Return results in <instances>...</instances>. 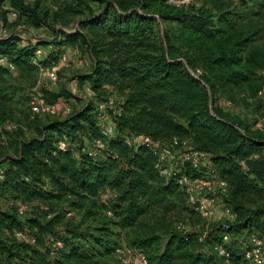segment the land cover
Returning a JSON list of instances; mask_svg holds the SVG:
<instances>
[{
    "label": "trees",
    "instance_id": "trees-1",
    "mask_svg": "<svg viewBox=\"0 0 264 264\" xmlns=\"http://www.w3.org/2000/svg\"><path fill=\"white\" fill-rule=\"evenodd\" d=\"M239 2L243 7L255 3L264 11V0ZM4 4L0 0L7 34L0 37V55L16 73L54 65L59 55L53 53L32 63L42 45L7 31ZM6 4L17 14L12 21L51 28L56 46L86 52L89 69L76 80L89 85L93 100L68 116L42 120L31 115L29 95L0 66V197L28 205L22 217L14 206L0 209V264H104L99 257L122 245L104 240L105 235L119 233L147 264H250L244 257L247 239H264V129L253 130L239 114L214 106L218 95L230 96L234 90L248 89L257 98L263 85L264 48L253 45L256 32L240 26L242 15L222 0H203L200 6H175L168 0H54L43 13L39 2ZM76 16L82 17L76 28L53 26L67 25ZM43 96L49 104L71 98L65 91ZM110 97L116 98L119 114L113 115L115 135L105 138L94 101ZM137 137L176 138L209 155L218 178L227 184L226 206L234 215L227 228L194 225L202 219L175 178L159 176L147 147L126 144ZM95 139L103 149L89 155ZM60 140L67 144L65 150L58 149ZM182 173L193 179L203 175L188 164ZM107 192L111 216L101 203ZM72 215L83 221L106 218L95 233L100 236H85L75 226L60 228ZM186 223L190 226L177 229ZM14 230L28 232L34 243L17 240ZM224 235L229 236L224 245L228 258L214 251ZM49 236L62 247L51 250Z\"/></svg>",
    "mask_w": 264,
    "mask_h": 264
},
{
    "label": "built area",
    "instance_id": "built-area-1",
    "mask_svg": "<svg viewBox=\"0 0 264 264\" xmlns=\"http://www.w3.org/2000/svg\"><path fill=\"white\" fill-rule=\"evenodd\" d=\"M192 1L193 0H168V4L178 6L190 4ZM24 2L25 4H32L34 0H24ZM3 9L7 11L8 20L12 21L16 19V12L6 3L3 5ZM6 35L3 24L0 22V37ZM43 58H45V50L42 47H38L34 51L32 63L37 64V62ZM59 60L65 63L66 55L64 53L61 54ZM0 66L5 68L10 74H14L15 72L13 64L9 62L8 58L4 55H0ZM200 74V70H196L194 75L199 76ZM45 75L49 81L55 82L57 79V65L54 64L46 68ZM83 90L89 98V101L93 100L89 85H86ZM257 97L264 101V89L258 91ZM28 105L31 115L38 117L68 116L72 113L74 108H77V105L70 100L59 99L55 103L49 104L40 92L29 94ZM94 106L100 119V134L105 138L113 137L116 132L113 115L116 116L119 114V109L116 106V98L110 97L106 101H94ZM228 106L227 103L226 107ZM225 109L229 110L230 108ZM259 127L264 129V118L260 121ZM6 128L10 129L12 126L8 124ZM91 143V146L87 148L89 155H95L97 151L103 149L104 145L99 139H95ZM126 144L129 146L143 145L147 147L156 158L154 168L159 176L164 179L175 178L178 186L187 196V203L194 208L203 221L232 215L231 210L226 205L217 206L215 200L211 196L213 194H218L221 197L225 196L227 193V184L224 180L218 178L215 169L211 165L208 154L195 150L187 141H179L176 138H173L170 142H165L153 140L149 137H137L132 140H126ZM57 147L59 150H65L67 144L60 140ZM184 164H188L197 173L203 174L202 172H206V175L193 179L182 173ZM3 171L4 166L0 165V179L2 178ZM197 190H200L202 195H200V192ZM110 199L111 193L109 192L101 196V203L106 209L109 207ZM9 205L14 206L19 217L24 216L28 210V205L21 202H9ZM105 213L107 216H111V212L108 209ZM47 218H50V216H47ZM223 227L227 228V225L223 224ZM184 228L185 226L182 224L177 227L178 230H184ZM13 235L21 242L28 244L34 243V239L26 231L14 230ZM228 241L229 236L224 235L222 237V244H218L214 247V251L218 256L228 258V253L224 247ZM48 243L50 244L51 250H57L62 247V243L55 240L52 236L48 237ZM115 255L120 264H147L145 257L140 251L126 245L118 247L115 250ZM244 257L250 264H264V239L256 236L249 237L245 244Z\"/></svg>",
    "mask_w": 264,
    "mask_h": 264
},
{
    "label": "rangeland",
    "instance_id": "rangeland-1",
    "mask_svg": "<svg viewBox=\"0 0 264 264\" xmlns=\"http://www.w3.org/2000/svg\"><path fill=\"white\" fill-rule=\"evenodd\" d=\"M53 1L54 0H34L35 3L39 2V9L41 10V13L46 12L49 4H52ZM7 2L8 0H5V3ZM222 2H224L226 5H230V9H233L234 11L239 12L240 15H242L243 22L241 21L240 26H243L245 30H249L250 32H256V35L254 37L255 43L253 45L264 48V11H262L257 4L255 5V3L248 2L247 6L243 7L241 6L239 0H222ZM191 3L196 4V6H200V4L203 3V0H193ZM51 13L52 12H49L48 14L51 15ZM255 13L259 14V17H257ZM81 19L82 17L79 18L78 16H76L71 20L69 19L67 25H63L61 22H58L56 24H53V26L58 29L71 30L77 27L76 23ZM7 31L9 33H18L19 38L24 40V42L34 43L37 41L36 43L41 44L43 49L45 50V58L50 53H53L56 56H60L63 53L66 55L65 63L60 62L59 58H56V60L54 61V64L57 65V79L55 82H51L47 79L45 75L46 67L43 65H41L38 70L36 69L32 72H15L11 76L12 82H14V84L24 92V94L29 95L33 92H40L43 94L44 92L58 94L61 91H65L70 94V101L78 104V106H83L89 101V98L86 96L82 86L76 80V76L86 73L89 69L88 56L83 49L70 46H56V44L58 45L57 42L59 41H57L58 39L52 33L51 28H34L25 19L10 21L9 23H7ZM260 74L264 76V72H261ZM262 89H264V81L260 90ZM218 96L219 100L214 103L215 107L223 108L225 112H231L232 114L237 113L249 128L253 130L259 129L260 121L264 118V101L258 100L257 96V98L252 96L251 91H248V89L234 90L230 96L223 94ZM246 98L247 100L244 101V99ZM258 102L261 106L258 105ZM227 103L229 105L228 107H226ZM225 108H230L229 110L231 111ZM47 117L48 116H43L40 117V119L46 120ZM205 173H203V175L201 176H205ZM197 191H199L200 195H202V192L200 190ZM211 196L215 200V204L217 206L220 207L221 205H228L227 196L221 197L218 194H213ZM9 208L10 205L9 201H7V198L0 197V209L8 210ZM33 209L34 206L29 205V210ZM233 220L234 215L232 214L228 217H217L209 221L199 220L194 225H196V227H204L205 230V228L208 227L209 229L211 226H213V224L223 225L228 224ZM82 221L83 220H81V217L78 215H72L70 217L66 216V218H64L63 225L60 226V228H64L65 225H69L68 228H70V226H75L79 227V231L85 236L98 237L100 236V234L95 233L98 230H102L104 228L106 218L96 217L94 220ZM189 224L190 223H186L183 226H190ZM107 238L109 240H115L117 244L122 245H126L125 243L128 242L127 237L124 235V233H119V235L115 236L106 234L104 240H106ZM104 243L106 244V242ZM89 245L92 246L91 244ZM100 251L102 252L103 250L100 249ZM99 259L104 264H118L119 262L115 253L112 255L103 254L99 257Z\"/></svg>",
    "mask_w": 264,
    "mask_h": 264
},
{
    "label": "crops",
    "instance_id": "crops-1",
    "mask_svg": "<svg viewBox=\"0 0 264 264\" xmlns=\"http://www.w3.org/2000/svg\"><path fill=\"white\" fill-rule=\"evenodd\" d=\"M82 86V88H84L85 86H86V84H83V85H81ZM80 106H78V104H77V108H79Z\"/></svg>",
    "mask_w": 264,
    "mask_h": 264
}]
</instances>
